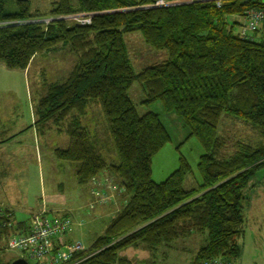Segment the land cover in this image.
I'll return each instance as SVG.
<instances>
[{"label": "trees", "instance_id": "16d2710c", "mask_svg": "<svg viewBox=\"0 0 264 264\" xmlns=\"http://www.w3.org/2000/svg\"><path fill=\"white\" fill-rule=\"evenodd\" d=\"M7 1L0 0V22L35 16L30 0H9L11 9ZM153 1L56 0L50 15L106 13L86 26L69 21L1 26L0 62L25 69L33 56L59 45L70 46L78 54L68 77L48 85L35 108L34 126L28 128L41 134L51 123L64 124L70 142L67 148H56L55 156L78 165L81 183L109 170L128 195L105 232L69 263L89 253L79 264H128L119 252L129 246L145 244L159 251L160 246L170 247L180 238L197 235L202 243L192 252L190 264H206L211 258L235 264L242 254L245 190L264 168V142L255 146L239 142L230 157L222 158L224 141L217 126L228 115L256 128L264 140V37L256 38L257 32L248 37L238 33V16L260 3L229 0L217 8L206 1L122 10ZM135 30L147 43L167 50L169 58L135 73L123 39ZM135 81L145 93L143 103L160 101L165 111L183 120L185 138L200 141V180L190 189L184 183L191 166L183 156L165 180L152 179V158L171 136L156 112H137L128 93ZM91 102L101 105L117 163H106L81 125L79 117ZM1 219L2 234L11 231L13 226L8 228ZM0 264L7 263L0 260Z\"/></svg>", "mask_w": 264, "mask_h": 264}, {"label": "rangeland", "instance_id": "374dc122", "mask_svg": "<svg viewBox=\"0 0 264 264\" xmlns=\"http://www.w3.org/2000/svg\"><path fill=\"white\" fill-rule=\"evenodd\" d=\"M55 1L30 0L35 16L20 21L4 20L0 22V27L31 23L46 25L55 21L76 22L86 26L92 23L93 17L106 13L50 15V7ZM157 1L122 10L174 7L180 2L182 5L194 3L193 0H165L164 4ZM9 2L8 0L7 8L11 9L12 4ZM263 27L264 25L257 31L256 38L264 37ZM123 39L135 73L169 58L167 50L147 43L139 30L125 33ZM77 60L78 54L70 46L59 45L54 51L40 52L33 56L25 69L9 68L0 62V139L4 140L0 141V146L11 141L6 147V153L0 150V162L4 164L2 166L0 163V202L5 198L3 190H6L8 196L9 192L13 194L11 196L15 199L13 209L10 210L11 219H7L4 214V219H1L8 228L14 227L3 234L0 231V260L7 264L18 258H27L17 247L10 246L9 241L16 236V232L28 226L35 216H42L53 222L69 221V228L56 236L62 244H55L61 246L80 243L74 256L90 249L128 199L120 180L109 170L104 169L89 182L81 183L76 174L78 165L59 160L55 156L56 148H67L70 142L64 124L60 127L51 123L41 134L28 128L34 126L35 108L40 97L46 93L48 85L63 82ZM128 93L137 112L140 115L148 111L156 112L171 136V141L152 158V179L156 182L165 180L179 166V159L183 156L191 166V173L184 183L190 189L196 180H200L197 171V163L203 153L200 141L196 137L186 139L187 131L183 120L174 112L165 111L160 101L148 105L143 103L145 93L139 82L135 81ZM79 119L91 140L96 142L106 163H117L118 155L101 105L96 102L87 104ZM217 130L224 141L219 154L222 158L230 157L239 142L253 146L264 142L256 128L228 115L221 117ZM8 158L9 168L6 165ZM5 181L8 183L4 184ZM20 190L21 193L18 194ZM245 195L244 234L239 240L242 254L235 264H264V168L255 173V177L248 183ZM196 237L180 238L170 247L160 246L159 251L152 250L145 244L129 246L121 250L119 255L128 264H190L192 252L202 243ZM88 254L72 263L59 264H79L89 257ZM51 257L52 255L46 259Z\"/></svg>", "mask_w": 264, "mask_h": 264}, {"label": "built area", "instance_id": "2783aa9c", "mask_svg": "<svg viewBox=\"0 0 264 264\" xmlns=\"http://www.w3.org/2000/svg\"><path fill=\"white\" fill-rule=\"evenodd\" d=\"M158 1L160 4L165 3V0ZM206 1H213L215 6L220 8L225 1L229 0H193L194 3ZM256 1L260 3L259 6L246 9L240 16H238L241 20L239 34L242 37H248L252 33L257 32L261 26L264 25V0ZM181 3L182 2L176 3L175 5H180ZM66 228H69L68 220H56V222H53L42 216H35L31 223L21 230H27V232L11 238L9 245L17 247V249L27 257L26 259L32 261L34 264L67 263L73 257L74 252L79 250L80 243L63 244L61 246L57 245L62 243L58 242L56 236L63 233ZM55 242L57 244H55ZM50 255H52V257L47 260L46 257H49ZM206 264L229 263L225 260L219 261L211 258Z\"/></svg>", "mask_w": 264, "mask_h": 264}, {"label": "crops", "instance_id": "0c3cea01", "mask_svg": "<svg viewBox=\"0 0 264 264\" xmlns=\"http://www.w3.org/2000/svg\"><path fill=\"white\" fill-rule=\"evenodd\" d=\"M11 144V141H7L4 146H0V150H4L5 153H6V147H8L9 145ZM8 157V156H7ZM2 164V166L4 165L2 162H0ZM6 165L7 167L9 168L10 167V162H9V158L6 160ZM8 182L5 181L4 184H7ZM3 192H5V198L3 199V201L0 202V217H5L7 219H11V213H10V210L13 209V206H14V196H11L13 194H11L9 192V196L6 192V190H3ZM21 193V190L18 191V194ZM4 214V215H3ZM5 218V220H6Z\"/></svg>", "mask_w": 264, "mask_h": 264}, {"label": "water", "instance_id": "95a60500", "mask_svg": "<svg viewBox=\"0 0 264 264\" xmlns=\"http://www.w3.org/2000/svg\"><path fill=\"white\" fill-rule=\"evenodd\" d=\"M11 264H30V263L24 258H18L13 262H11Z\"/></svg>", "mask_w": 264, "mask_h": 264}, {"label": "bare ground", "instance_id": "6f19581e", "mask_svg": "<svg viewBox=\"0 0 264 264\" xmlns=\"http://www.w3.org/2000/svg\"><path fill=\"white\" fill-rule=\"evenodd\" d=\"M153 6H155V5H153Z\"/></svg>", "mask_w": 264, "mask_h": 264}]
</instances>
